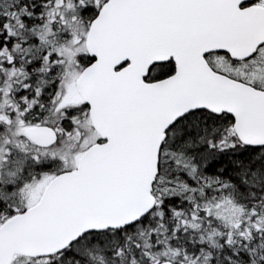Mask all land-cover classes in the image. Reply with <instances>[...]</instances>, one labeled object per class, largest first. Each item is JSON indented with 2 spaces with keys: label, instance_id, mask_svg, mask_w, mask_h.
Here are the masks:
<instances>
[{
  "label": "snow or ice",
  "instance_id": "snow-or-ice-1",
  "mask_svg": "<svg viewBox=\"0 0 264 264\" xmlns=\"http://www.w3.org/2000/svg\"><path fill=\"white\" fill-rule=\"evenodd\" d=\"M0 264H264V0H0Z\"/></svg>",
  "mask_w": 264,
  "mask_h": 264
}]
</instances>
